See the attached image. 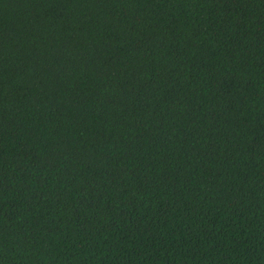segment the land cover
Returning a JSON list of instances; mask_svg holds the SVG:
<instances>
[{
    "label": "trees",
    "instance_id": "16d2710c",
    "mask_svg": "<svg viewBox=\"0 0 264 264\" xmlns=\"http://www.w3.org/2000/svg\"><path fill=\"white\" fill-rule=\"evenodd\" d=\"M0 264H264V0H0Z\"/></svg>",
    "mask_w": 264,
    "mask_h": 264
}]
</instances>
